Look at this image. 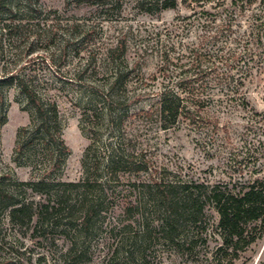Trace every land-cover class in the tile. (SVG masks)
<instances>
[{
	"label": "rangeland",
	"instance_id": "374dc122",
	"mask_svg": "<svg viewBox=\"0 0 264 264\" xmlns=\"http://www.w3.org/2000/svg\"><path fill=\"white\" fill-rule=\"evenodd\" d=\"M100 1L113 3L100 5ZM15 6L30 10L22 16L29 28L20 40L14 32L4 30L9 21L0 18V75H20L40 96L59 107L63 140L70 152L62 170L54 172L51 180L81 182L88 147L94 143L97 154H91L90 162L98 156L97 160L105 164L121 133L128 151L136 153L139 162L144 160L149 170L122 174L119 183L107 185L95 234L87 242V256L80 263L66 259L74 239L73 232L68 233L67 225L73 220L67 211L58 226L48 225L44 230L37 228V216L28 226H17L10 220L9 204H46L56 198L57 191L41 195L20 186L37 183L47 171L39 158L25 156L19 158L21 164L15 162L17 133L30 125L32 112L18 87L4 89L5 107H0V118L5 115L6 122L0 124V179L13 199L0 203V264H105L125 235L132 243L127 247L134 246L130 249L134 259L126 258L123 250L116 264H144L143 253L146 264H264V234L234 258L232 250L223 255L218 252L224 246L223 238L212 235L210 228L208 243H199L189 251L166 241L160 213L149 208L143 214L140 207L146 183L196 181L215 185L264 178V152L256 165L247 166L245 160L248 143L256 139L251 113L256 110L264 114V70L261 74L255 71L237 89L213 88L209 92L212 100L203 106L199 118H181L164 129L156 114L157 95L165 87L177 85L179 69H186L185 57L192 48L200 47L205 35V25L194 15L193 6L179 0L176 9L155 14L141 12L136 0H33L32 4ZM122 52L125 63L118 68L132 70L129 92L132 95L139 90L146 97L127 110H114V117L126 115L123 130L117 134L109 124L105 96L117 68L114 60ZM164 54L184 62L175 61L177 67L170 65L167 71ZM95 115L102 121H96ZM250 127L254 132L248 131ZM260 134L259 140L264 141V134ZM66 196L70 203L78 200L76 194L67 192ZM79 218L77 212L73 219ZM146 219L152 222L150 232L143 223ZM217 222L213 213L208 223ZM129 225L131 229L126 228ZM182 230L184 241L195 232L191 227Z\"/></svg>",
	"mask_w": 264,
	"mask_h": 264
},
{
	"label": "trees",
	"instance_id": "16d2710c",
	"mask_svg": "<svg viewBox=\"0 0 264 264\" xmlns=\"http://www.w3.org/2000/svg\"><path fill=\"white\" fill-rule=\"evenodd\" d=\"M24 2L32 4L33 0H0V18L9 21L5 24L4 30L14 32L20 40L24 39L23 35L29 28V23L24 24L25 19L22 16L30 10L22 11L21 7L15 5ZM183 2L196 9L194 15L203 22L206 29L205 35L201 37L200 47L192 48L185 57L187 65H182L186 69H179L177 85L165 87L163 92L157 95L160 99L156 114L164 129L176 125L181 118L188 121L199 118L203 106L212 100L209 92L213 88L221 86L227 90L237 89L244 85L255 71L261 74L264 70V0H183ZM107 3L113 1L99 2L100 5ZM178 4L179 0H136L138 9L146 14L174 10ZM111 52H116V49H111ZM164 55V64L168 65L165 66L167 71L170 65L177 67L178 62H184L183 59H171L167 54ZM123 56L124 52L114 60L117 68L111 78L108 95L105 96L110 114L109 124L115 128L114 132L117 134L123 130L126 115L114 117V110H127L146 97L139 90L133 91L132 95L129 92L132 70L127 66L118 68L125 63L121 61L122 58L124 60ZM12 87L19 88L32 112L30 125L21 128L17 133L14 160L18 163L20 157L39 158L41 163L46 165L47 171V176L37 183L20 186L41 195L49 194L52 190L57 191V196L53 201L50 199L42 205H36L34 201L9 204L8 207L12 208L10 220L17 226H28L37 216L39 219L37 228L44 230L48 225L58 226L59 220L67 211L69 219L73 220L67 225V229L69 234L73 232L74 239L66 259L80 263L87 256V242L94 236L97 218L103 211L102 195L105 194L107 185L119 183L122 174L146 173L149 167L144 160L138 161L136 153L128 151L124 143L125 135L121 133L120 142L111 147L105 164L97 160L98 156L95 162L91 163V154H97L94 143L88 147L83 162L84 178L81 182L61 183L51 180L54 172L62 170L70 152L63 140V121L59 107L56 102L40 96L28 80L21 78L20 75L8 73L0 75L2 110L5 107L3 90ZM243 101L246 102L247 99L243 97ZM251 114L252 129L255 132L251 127L248 131L254 132L256 139L247 145L245 153L247 166L256 165L264 152V141L258 138L260 132L264 134V114L256 110ZM94 118L96 121H102L101 116L95 115ZM5 122L6 116L3 115L0 124L3 125ZM258 125L260 129L257 128ZM96 140L92 138L91 142L96 143ZM103 176L106 177L105 181ZM3 184V180L0 179V203L13 199ZM62 187L65 190L58 192ZM143 188L144 195L140 204V207L144 208L143 214L149 208L160 213L161 231L166 241L175 247L193 251L199 243H208L209 230L213 228L212 235H220L224 242L223 248H219L218 252H222L223 255L232 250V257L237 258L240 252H244L264 234V178L244 182L232 180L230 183L215 185L196 181L189 183L160 181L143 184ZM67 192L76 194L78 200L70 203L71 200L66 199ZM93 196L96 199L91 198ZM77 212L80 218L75 220L73 217ZM213 213L218 216V222L216 225H209L208 219ZM146 221L148 219L143 223L150 232L149 224L152 222ZM131 227L132 225H129L126 228ZM189 227L195 232L190 237L188 235L185 241L181 240L182 228ZM129 244L132 243L125 235L118 241L116 249L112 251L105 264H116L118 255L123 250H126V258L134 259L132 257L134 253L130 250L134 246L129 248L127 247ZM137 251L138 249H134V252ZM142 256L146 264L145 253Z\"/></svg>",
	"mask_w": 264,
	"mask_h": 264
}]
</instances>
